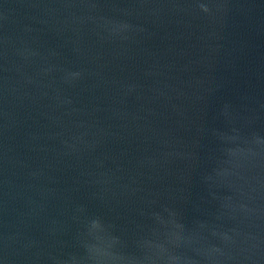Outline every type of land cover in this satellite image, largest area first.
<instances>
[{"label":"water","instance_id":"95a60500","mask_svg":"<svg viewBox=\"0 0 264 264\" xmlns=\"http://www.w3.org/2000/svg\"><path fill=\"white\" fill-rule=\"evenodd\" d=\"M0 264H264V0H0Z\"/></svg>","mask_w":264,"mask_h":264}]
</instances>
